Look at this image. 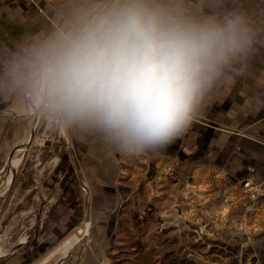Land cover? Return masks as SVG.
I'll return each instance as SVG.
<instances>
[{
    "label": "crops",
    "instance_id": "crops-1",
    "mask_svg": "<svg viewBox=\"0 0 264 264\" xmlns=\"http://www.w3.org/2000/svg\"><path fill=\"white\" fill-rule=\"evenodd\" d=\"M102 1L0 0V164L6 153H12L16 147L23 145L17 144L22 140L29 128L28 122L32 119L28 110L27 91L17 82L12 71L18 56L27 47L66 26L78 10L92 6L97 8ZM180 2L188 14L198 17L220 16L231 11L243 12L249 17L256 31L254 50L246 63L237 61L225 69L224 75L210 92L211 99L203 114L180 138L155 153L120 156L103 132L79 123H66L55 114L63 135L62 148L66 156H69L61 162L58 160L56 166L64 167L61 172L65 174L71 169L72 175L77 177L76 180L84 191L82 198L87 204V212L78 213L80 220L85 219V224L98 220L99 224L109 215L110 221L114 222L115 215L116 225L113 227L110 223V235L118 228L122 206L129 199H135V204L140 205L138 200L143 199L144 191L145 197H151L144 210L153 206L154 215L158 213L157 204L161 201L167 200L168 203L176 204L182 200L186 203L190 200L189 197L197 202L196 207L203 215L204 212L214 215L219 213L221 205L219 196L207 181L210 173L220 172L231 177L232 181L250 179L264 184V0ZM32 129L30 128V135ZM22 150L21 148L18 152ZM175 159L181 160L186 172L192 174V177L184 180L168 176L167 166ZM51 180L53 184H44L43 192L41 187L43 188L45 181L39 179L36 183V200H42L47 195L45 203L52 202L55 199L54 194L57 196L59 193V184H62L63 196L57 199L60 204L66 205L67 200L70 197L73 199V194H76L70 187L71 175L62 177L57 171L51 175ZM110 199L115 205L109 212L107 202ZM256 206L260 210L256 213L258 218L255 230L257 229L258 236L255 241L263 247L260 254L264 258V195ZM70 207L75 211L76 207ZM165 211L160 213L163 219L168 214L177 217L166 219V224L162 222L166 226L160 228L156 235L157 239L162 234L163 240L169 241L166 243L168 246L174 244L175 234H171L174 231L178 241L181 240V223L176 222L181 217V208H174L172 212L170 209ZM51 216L50 222H59L60 216ZM68 218L60 221L65 232V224L75 220V216ZM171 220L174 222H169ZM102 229L97 225L93 237L100 239L101 236H106ZM226 229V236L230 239H221L223 246L245 245L246 241L239 233H233L228 227ZM165 231L167 232L164 233ZM111 239L108 238V242ZM44 241L45 246L50 245L48 240ZM71 242L66 246H72ZM83 244L85 248L89 246L88 243ZM95 249L89 251L94 252ZM260 254L256 255L262 260Z\"/></svg>",
    "mask_w": 264,
    "mask_h": 264
},
{
    "label": "clouds",
    "instance_id": "clouds-1",
    "mask_svg": "<svg viewBox=\"0 0 264 264\" xmlns=\"http://www.w3.org/2000/svg\"><path fill=\"white\" fill-rule=\"evenodd\" d=\"M255 43L243 12L198 17L180 0H106L27 47L12 71L37 105L103 132L117 155L139 156L180 138Z\"/></svg>",
    "mask_w": 264,
    "mask_h": 264
},
{
    "label": "rangeland",
    "instance_id": "rangeland-1",
    "mask_svg": "<svg viewBox=\"0 0 264 264\" xmlns=\"http://www.w3.org/2000/svg\"><path fill=\"white\" fill-rule=\"evenodd\" d=\"M105 1L103 0L97 8H101ZM26 95L29 99L28 110L32 119L29 120V128L17 145L26 144L29 141L30 128L32 129L34 126L35 112L39 106L28 91ZM43 108V113L37 122L33 142L30 146L14 154L11 165L13 169H10L9 165L11 152L6 153L5 159L0 164V264H123L125 262L122 259L123 253L127 250L126 244H128L123 238L126 234L128 236V233L124 234L123 230L120 232L121 225L117 223L118 228L115 233L113 232L112 236L109 234L112 225L113 227L116 225L115 215L113 217L114 222L110 221L111 216L109 215L99 224L98 220L86 224L85 219L80 220L81 217L78 213L87 212V204L82 198L84 191L77 182V177L72 175L71 169H69L68 174H65V172H61L64 167L56 166L58 160L61 162L62 159L69 156H66L67 154L62 148L64 142L61 139L62 133L58 127V119L55 114L52 115L44 106ZM11 147L13 148L12 145ZM169 164L167 169L176 166L173 161ZM176 169L181 170V176L184 180L192 177V174L186 172L181 162ZM13 170L16 171L14 180L12 179ZM57 171L62 177L71 175L70 187L71 190L76 191V194H73V199L70 197L64 206L58 202L57 198L63 196V186L59 184L57 190L59 193L57 196L54 194L55 199L52 202L45 203L47 195H44L45 198L42 200H36V183L39 182V179L45 181L43 188L41 187L42 191L45 192L44 184H53L51 175ZM11 179L13 182L8 185ZM143 194L145 195V191ZM144 195L143 199L138 200L140 204L138 206L135 204V199L127 200L122 206L119 221L126 218L130 223L131 216L135 211L140 214V217L146 215L144 209L151 197L148 198ZM78 196H80L79 200L77 199ZM75 197L77 198L74 200ZM189 199L186 203L181 200L180 203L171 204L167 200H163L157 204L158 213L154 215L155 221L149 225L151 234L141 237V241L148 244L144 246L145 252L154 249V261L151 259L153 261L151 264H160L162 257L171 252L169 250H174V252L169 253L166 262L170 260V255L174 254L194 264H264V258L260 254L263 247L258 245V241H255L258 236L257 229L255 230L258 214H244L246 219L240 222L243 223L244 230L239 232L234 229L236 224H233L232 220L233 216L242 214V210H238L235 215L233 212H226V210L214 215L204 212L205 215H203L196 207L197 202L192 201L190 197ZM112 201L110 199L107 202L109 212L111 207L115 205ZM219 201L222 205V198H219ZM207 202L210 203L208 200ZM71 205L77 210L76 208H74L75 211L71 210ZM174 208H181V217L178 218L179 221H176L181 223V232H179L181 240L178 241L177 233L174 231L171 234H175L174 239L176 238L177 241L170 246H165L161 244L163 241L162 234L156 239L158 230L166 226L164 222L166 219L177 217L168 214L164 215L165 219H163L164 217L160 213L161 211L165 213L166 209H170L172 212ZM50 216L55 218L60 216L59 222H50ZM70 216H75V220L65 224V228H67L65 232L60 221L70 218ZM169 222L172 223L174 220ZM97 225L101 226L102 231L106 233V236H101L100 239L93 237ZM127 226L129 227V224ZM227 227L233 233H239L241 238L243 237L246 241L244 246L242 244L222 245L220 241L230 239L226 236ZM130 228L135 233L133 222H131ZM108 238H112L110 242H108ZM217 238L219 240H216ZM44 240H48L50 245L45 246ZM70 241H72V246H66ZM83 242L88 243L91 247L85 248ZM74 243L78 245L75 246ZM90 249H95V251L91 252ZM256 254H260L262 260H259Z\"/></svg>",
    "mask_w": 264,
    "mask_h": 264
},
{
    "label": "built area",
    "instance_id": "built-area-1",
    "mask_svg": "<svg viewBox=\"0 0 264 264\" xmlns=\"http://www.w3.org/2000/svg\"><path fill=\"white\" fill-rule=\"evenodd\" d=\"M180 162L179 159L173 161L176 166L168 168V176L172 178H183L181 176V170L176 169ZM207 181L219 198H222V205L219 212L226 210V212H233L235 215L238 210H242V214L233 216L232 222L236 224V230L243 232L244 225L240 223L246 219L243 215L258 213L260 209L256 204L264 195V184L254 182L250 179L232 181L231 177L222 175L220 172L211 173Z\"/></svg>",
    "mask_w": 264,
    "mask_h": 264
},
{
    "label": "trees",
    "instance_id": "trees-1",
    "mask_svg": "<svg viewBox=\"0 0 264 264\" xmlns=\"http://www.w3.org/2000/svg\"><path fill=\"white\" fill-rule=\"evenodd\" d=\"M149 207L150 208H148V210H146L145 212V216L140 217V214L137 211H135L134 214L131 216V222H133V229L135 233L130 228L131 222L129 223V220H126V218H122L119 221V224L121 225V228L119 227L120 232L123 230L124 234L128 233V236L126 234L123 238L128 243L126 244L127 250L124 251L122 258L125 260L124 263L126 264H151L154 261V249L145 252L144 246H146L147 243L141 241V237H145L147 234L151 233L149 225L150 223L154 222L153 206ZM128 224L129 227L127 226ZM166 232L167 231H165L164 233ZM126 236L127 239L129 238V240L126 239ZM174 242H176V239L174 240ZM166 243H169V241L163 240L161 244L166 246ZM169 251L171 252L166 253L162 257V259L160 260V264H194L191 261H187L185 258H180L178 255L174 254L170 255V260L166 262L167 257H169V253L174 252V250ZM117 261L119 262L120 260Z\"/></svg>",
    "mask_w": 264,
    "mask_h": 264
},
{
    "label": "water",
    "instance_id": "water-1",
    "mask_svg": "<svg viewBox=\"0 0 264 264\" xmlns=\"http://www.w3.org/2000/svg\"><path fill=\"white\" fill-rule=\"evenodd\" d=\"M105 2H106V1H105ZM105 2H104V4L102 5V7H101L100 9H103V7H104V5H105ZM100 9H99V10H100ZM42 108H43V106H42V105H39L38 108L36 109V112H35V122H34V126H33V129H32V132H31V136H30L29 141H28L26 144H23L22 146H18V147H16V148L13 150V152H12L11 155H10L9 165L11 164V160H12L14 154H15L19 149H21V147H22V148H26V147L30 146V144H32L33 139H34V136H35V131H36V127H37V122H38V119H39L40 112H41ZM12 174H13V178H12V179L14 180V177H15V175H16V171L13 170ZM13 180H12V182H13ZM12 182H11V183H12Z\"/></svg>",
    "mask_w": 264,
    "mask_h": 264
},
{
    "label": "bare ground",
    "instance_id": "bare-ground-1",
    "mask_svg": "<svg viewBox=\"0 0 264 264\" xmlns=\"http://www.w3.org/2000/svg\"><path fill=\"white\" fill-rule=\"evenodd\" d=\"M37 108H38V107H37ZM37 108H36V109H37ZM21 148H22V147H21ZM22 149H24V148H22ZM12 162H13V158H12V160H11L10 169L12 168V166H11V165H12ZM12 169H13V168H12ZM11 182H12V179H11V181H10V183H9L8 185L12 184Z\"/></svg>",
    "mask_w": 264,
    "mask_h": 264
}]
</instances>
